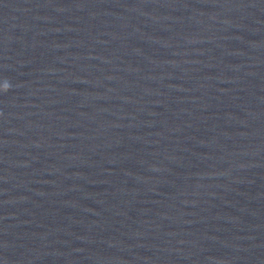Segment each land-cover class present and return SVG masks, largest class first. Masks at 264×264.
<instances>
[{"label": "water", "instance_id": "1", "mask_svg": "<svg viewBox=\"0 0 264 264\" xmlns=\"http://www.w3.org/2000/svg\"><path fill=\"white\" fill-rule=\"evenodd\" d=\"M0 264H264V0H0Z\"/></svg>", "mask_w": 264, "mask_h": 264}]
</instances>
